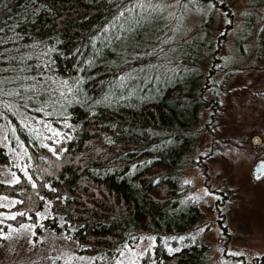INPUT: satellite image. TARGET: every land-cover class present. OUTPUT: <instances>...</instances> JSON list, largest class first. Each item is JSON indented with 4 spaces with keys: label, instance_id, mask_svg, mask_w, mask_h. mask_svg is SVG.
I'll list each match as a JSON object with an SVG mask.
<instances>
[{
    "label": "trees",
    "instance_id": "1",
    "mask_svg": "<svg viewBox=\"0 0 264 264\" xmlns=\"http://www.w3.org/2000/svg\"><path fill=\"white\" fill-rule=\"evenodd\" d=\"M163 11L157 0H0V117L27 150L16 178L0 181L15 199L0 232L28 221L33 237L71 235L103 264L152 232L180 249L159 243L154 264H206L203 243L178 238L200 214L183 173L204 92L187 64L206 34L182 43L196 56L162 42Z\"/></svg>",
    "mask_w": 264,
    "mask_h": 264
},
{
    "label": "rangeland",
    "instance_id": "2",
    "mask_svg": "<svg viewBox=\"0 0 264 264\" xmlns=\"http://www.w3.org/2000/svg\"><path fill=\"white\" fill-rule=\"evenodd\" d=\"M157 2L165 16L162 42L196 56L182 43L206 34L200 50L207 51L198 55L197 62L187 64L201 73L204 92L189 153L193 162L184 170L183 180L190 185L187 197L201 211L198 222L207 226L198 223L202 229L178 238L203 243L206 264H264V176L251 177L253 162L264 158V54L256 57L258 48H264V39L259 40L261 35L264 38V0H216L217 7L208 9L192 0L182 6L175 0ZM210 12L217 20L209 27L206 24L213 19H205ZM246 29L248 34L242 37ZM0 122V145L9 152L7 161H0V181L6 182L24 167L27 150L14 140L1 117ZM253 133L261 136L258 146L249 142ZM14 200L0 194V224L13 217ZM221 218L228 231L219 226ZM0 233V264H103L108 260L104 253L81 252L82 245L71 235L69 239L49 228L33 237L28 221L8 223ZM144 233L141 239L124 240L111 264H154L159 243L167 252L176 250L168 243L169 236L154 238V233Z\"/></svg>",
    "mask_w": 264,
    "mask_h": 264
},
{
    "label": "water",
    "instance_id": "3",
    "mask_svg": "<svg viewBox=\"0 0 264 264\" xmlns=\"http://www.w3.org/2000/svg\"><path fill=\"white\" fill-rule=\"evenodd\" d=\"M249 141L252 145L258 146L261 143V136L258 133H254L250 136ZM251 175L253 179H260L264 175L263 158L255 160L251 168Z\"/></svg>",
    "mask_w": 264,
    "mask_h": 264
},
{
    "label": "flooded vegetation",
    "instance_id": "4",
    "mask_svg": "<svg viewBox=\"0 0 264 264\" xmlns=\"http://www.w3.org/2000/svg\"><path fill=\"white\" fill-rule=\"evenodd\" d=\"M223 198V200H225L226 198H227V196H223L222 197ZM200 214H201V211H200ZM199 223V225H203V226H207V224H200V222H197V224ZM219 226L221 227V228H223V229H225V230H227L226 228H227V224L226 225H223L222 224V218H221V220H219ZM187 249V248H186ZM178 250H180V249H178ZM178 250H176V251H178ZM188 250V249H187ZM264 261V259H261V262H263Z\"/></svg>",
    "mask_w": 264,
    "mask_h": 264
}]
</instances>
